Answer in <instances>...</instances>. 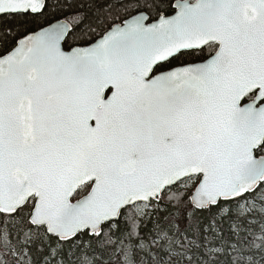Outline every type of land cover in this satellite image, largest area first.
<instances>
[{"label":"water","instance_id":"obj_1","mask_svg":"<svg viewBox=\"0 0 264 264\" xmlns=\"http://www.w3.org/2000/svg\"><path fill=\"white\" fill-rule=\"evenodd\" d=\"M44 0H0V14ZM65 48L57 19L0 55V211L33 197L28 222L66 240L150 202L188 176L194 208L252 192L264 178V0H174ZM207 58L152 73L183 50ZM253 97L244 101L247 94ZM89 190L71 200L82 184Z\"/></svg>","mask_w":264,"mask_h":264},{"label":"trees","instance_id":"obj_2","mask_svg":"<svg viewBox=\"0 0 264 264\" xmlns=\"http://www.w3.org/2000/svg\"><path fill=\"white\" fill-rule=\"evenodd\" d=\"M138 10L152 18L167 14L171 0H44L38 13H3L0 54L20 36L57 19L70 24L64 47L87 44L111 22ZM198 56L195 50L181 51L155 70ZM255 153L264 156V140ZM89 186H80L74 197ZM190 193L174 184L141 215L126 205L98 234L84 230L66 240L30 224L32 200L27 201L11 213L0 212V264H264V179L252 192L200 209L190 203Z\"/></svg>","mask_w":264,"mask_h":264},{"label":"flooded vegetation","instance_id":"obj_3","mask_svg":"<svg viewBox=\"0 0 264 264\" xmlns=\"http://www.w3.org/2000/svg\"><path fill=\"white\" fill-rule=\"evenodd\" d=\"M173 1L174 0H171V8H172V10L169 12V13H167V14H170V13H172L173 11H174V7H173ZM189 1H193V0H189ZM138 11H145V10H138ZM137 12V11H136ZM146 12V11H145ZM147 13V12H146ZM162 13V12H161ZM160 13V14H161ZM131 14H133V13H131ZM131 14H129V15H131ZM148 14V13H147ZM167 14H165V15H167ZM129 15H127V16H129ZM159 15V14H158ZM157 15V16H158ZM127 16H125V17H123V18H121L120 20H115V21H113V22H111L105 29H107L112 23H114V22H120L122 19H124V18H126ZM156 16V17H157ZM153 18H155V17H153ZM152 17H149V15H148V20H150V19H153ZM104 29V30H105ZM104 30H102V32L104 31ZM101 32V33H102ZM217 47H218V43L216 42V41H212V42H208V43H206L205 45H203V46H201L200 48H198V49H191V50H195V51H198V53H199V56H198V58L197 59H195V60H193V61H189V62H195V61H200V60H203V59H205V58H207L208 56H210V55H212L215 51H216V49H217ZM184 51H190V50H184ZM181 52V51H180ZM179 53V52H178ZM173 57V56H172ZM170 59V58H169ZM186 63V62H185ZM174 66V65H173ZM170 67H172V66H170ZM156 68V67H155ZM169 68V67H168ZM165 69H167V68H165ZM160 70H164V69H159V70H152V73H155V72H158V71H160ZM252 96H253V94H252ZM251 96V97H252ZM250 99V98H249Z\"/></svg>","mask_w":264,"mask_h":264},{"label":"rangeland","instance_id":"obj_4","mask_svg":"<svg viewBox=\"0 0 264 264\" xmlns=\"http://www.w3.org/2000/svg\"><path fill=\"white\" fill-rule=\"evenodd\" d=\"M194 181H195V177H194V176H192V177H188V178H186V179L180 181V182H179V185H182V186L188 187L189 189L192 190V189H193V188H191V187H192V184H196L197 181H198V179H197L196 182H194ZM193 182H194V183H193ZM194 186H195V185H194ZM147 205H148L147 203H135V204L133 205V210L136 211V213H137L138 215H141V214L144 212V210L148 207ZM1 252H2V251H1ZM105 264H108V263H105Z\"/></svg>","mask_w":264,"mask_h":264}]
</instances>
